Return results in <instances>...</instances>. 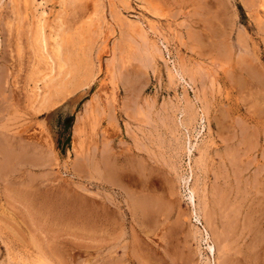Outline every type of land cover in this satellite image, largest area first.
Masks as SVG:
<instances>
[{"label":"rangeland","instance_id":"1","mask_svg":"<svg viewBox=\"0 0 264 264\" xmlns=\"http://www.w3.org/2000/svg\"><path fill=\"white\" fill-rule=\"evenodd\" d=\"M0 264H264V0H0Z\"/></svg>","mask_w":264,"mask_h":264},{"label":"bare ground","instance_id":"2","mask_svg":"<svg viewBox=\"0 0 264 264\" xmlns=\"http://www.w3.org/2000/svg\"><path fill=\"white\" fill-rule=\"evenodd\" d=\"M77 65V64H76ZM82 65V62L80 63V66ZM84 65V64H83ZM72 67V66H71ZM81 67H83V66H81ZM87 67V66H86ZM81 72H82V70H81V68L80 67H77V68H73L72 70H71V76H72V78H70V79H68V80H66L65 81V83H64V81L62 82V85L59 87V86H57L58 87V89H56V93H65V92H67V93H69V92H71V85H72V82H73V86H77V84H78V82L79 81H77V80H80L79 78H80V75H81ZM65 80V79H64ZM92 80V79H91ZM90 82L91 81H89L88 83V86H90ZM64 83V84H63ZM80 83V82H79ZM92 83V82H91ZM56 84H58V83H56ZM81 85V84H80ZM54 88V87H53ZM85 88V87H84ZM73 90V89H72ZM76 91V90H75ZM72 93V92H71ZM81 93V92H80ZM79 93V94H80ZM78 94V93H77ZM78 94V95H79ZM83 94H85V93H81L80 95H79V97H81ZM70 95V94H69ZM68 95V96H69ZM86 95V94H85ZM77 101V100H76ZM73 146H74V149H76L77 148V146H78V140H77V137H75V140H74V144H73ZM191 198L193 199V196H191ZM210 247V249L213 251V246H209Z\"/></svg>","mask_w":264,"mask_h":264}]
</instances>
